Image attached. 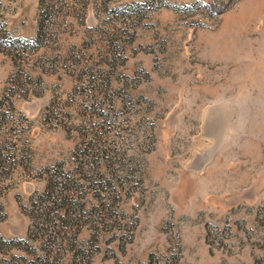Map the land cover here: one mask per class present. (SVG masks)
<instances>
[{"label":"rangeland","instance_id":"1","mask_svg":"<svg viewBox=\"0 0 264 264\" xmlns=\"http://www.w3.org/2000/svg\"><path fill=\"white\" fill-rule=\"evenodd\" d=\"M0 264H264V0H0Z\"/></svg>","mask_w":264,"mask_h":264}]
</instances>
